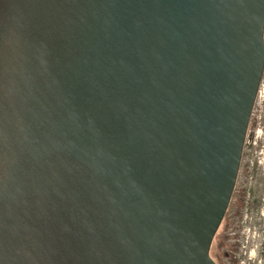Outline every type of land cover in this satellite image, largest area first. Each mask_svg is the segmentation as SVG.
Listing matches in <instances>:
<instances>
[{"label": "water", "instance_id": "water-1", "mask_svg": "<svg viewBox=\"0 0 264 264\" xmlns=\"http://www.w3.org/2000/svg\"><path fill=\"white\" fill-rule=\"evenodd\" d=\"M263 27L264 0H0V264H215Z\"/></svg>", "mask_w": 264, "mask_h": 264}, {"label": "flooded vegetation", "instance_id": "flooded-vegetation-1", "mask_svg": "<svg viewBox=\"0 0 264 264\" xmlns=\"http://www.w3.org/2000/svg\"><path fill=\"white\" fill-rule=\"evenodd\" d=\"M262 41L264 46V27ZM263 196L264 68L252 105L232 195L210 245L209 253L216 264H264V237L258 219Z\"/></svg>", "mask_w": 264, "mask_h": 264}, {"label": "rangeland", "instance_id": "rangeland-1", "mask_svg": "<svg viewBox=\"0 0 264 264\" xmlns=\"http://www.w3.org/2000/svg\"><path fill=\"white\" fill-rule=\"evenodd\" d=\"M263 198H264V196H263ZM260 202H261V205L263 206L262 207V211H260L259 216L258 215H256V216H258V219L260 220V224H261V227H262L261 234L264 237V201L263 200L262 201L260 200Z\"/></svg>", "mask_w": 264, "mask_h": 264}]
</instances>
